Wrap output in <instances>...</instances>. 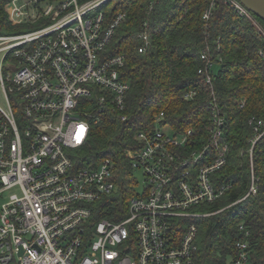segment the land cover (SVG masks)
Returning a JSON list of instances; mask_svg holds the SVG:
<instances>
[{
	"label": "built area",
	"instance_id": "obj_1",
	"mask_svg": "<svg viewBox=\"0 0 264 264\" xmlns=\"http://www.w3.org/2000/svg\"><path fill=\"white\" fill-rule=\"evenodd\" d=\"M108 1L4 4L13 25H39L0 34V54L8 62L6 71L0 66L8 104L0 106V195L10 191L0 205V264H193L199 250L197 221L218 213L220 209L207 207L232 188L217 184V171L229 162L228 113L214 91L215 63L206 49V65L199 69L212 90L205 141L193 142L194 129L180 132L162 124L161 112L155 130H140L139 146L127 149L133 173L144 174L146 183L142 192L134 186L128 215L119 221H92L93 204L118 191L115 163L102 158L96 165L80 166L77 151L89 139L92 121L107 110L125 111L131 88L123 79L126 54H104L127 17L122 11L106 24ZM225 2L253 20L264 35V27L244 4ZM212 9L213 4L204 19ZM148 26L145 20L140 52L151 45ZM195 94L187 91L184 97ZM249 124L251 182L243 199L259 189L253 154L264 135L263 118L252 116ZM236 248L229 264H253L248 239L238 241Z\"/></svg>",
	"mask_w": 264,
	"mask_h": 264
},
{
	"label": "trees",
	"instance_id": "obj_2",
	"mask_svg": "<svg viewBox=\"0 0 264 264\" xmlns=\"http://www.w3.org/2000/svg\"><path fill=\"white\" fill-rule=\"evenodd\" d=\"M6 1L0 0V34L39 25H13L4 11ZM150 1L109 0L104 6L106 24L115 14L127 13L104 54H126L123 79L130 82L131 88L125 111L107 110L99 120L92 121L90 137L77 151L80 166L96 165L102 158L115 163L119 189L93 204L92 221H119L128 215L137 180L127 149L139 146L136 136L140 130H155L161 112L165 113L162 124L180 132L194 129L193 142L205 141L212 114V90L199 69L206 65L203 50L209 49L215 63L213 88L228 113L226 139L230 142L229 162L217 171L216 178L217 184L230 183L232 188L207 209L235 204L197 221L199 250L193 264H229L237 255L236 243L244 239L250 242L253 264H264V135L253 154L259 189L243 199L251 182L248 149L253 127L249 118L264 119V35L253 20L240 15L225 0H155L151 11ZM212 4L211 15L204 19ZM254 17L264 27V20ZM145 20L151 45L140 52L139 33ZM191 90L196 91L194 98L184 97ZM243 100L246 102L242 107ZM94 111L95 107L90 110ZM123 115H127L125 120ZM246 231L250 232L248 237Z\"/></svg>",
	"mask_w": 264,
	"mask_h": 264
},
{
	"label": "rangeland",
	"instance_id": "obj_3",
	"mask_svg": "<svg viewBox=\"0 0 264 264\" xmlns=\"http://www.w3.org/2000/svg\"><path fill=\"white\" fill-rule=\"evenodd\" d=\"M26 30H30V29H26ZM2 64L5 66L4 69L6 71V67L8 65V62H3V53L0 54V66H2ZM216 67H218V66L216 65ZM0 106L2 108H7V106H8V104L6 102V97H5V93H4L3 87H1V83H0ZM135 174H136V178H137L138 183L135 182L133 184V186L135 185V189L138 190L139 192H142V190H143V188H144V186L146 184L145 183V176H144V174H141L140 172H136ZM118 189H119V187H118ZM9 194H10V191H6L5 194H3V195L1 194L0 195V205L2 204V202H4L6 200V198L8 197ZM233 204H235V203H233ZM233 204H231V205L229 204V205H227L225 207L218 208V209H220L219 211H222V210H224V209H226L228 207L233 206ZM215 214H217V213H215Z\"/></svg>",
	"mask_w": 264,
	"mask_h": 264
},
{
	"label": "water",
	"instance_id": "obj_4",
	"mask_svg": "<svg viewBox=\"0 0 264 264\" xmlns=\"http://www.w3.org/2000/svg\"><path fill=\"white\" fill-rule=\"evenodd\" d=\"M254 15L264 20V0H239Z\"/></svg>",
	"mask_w": 264,
	"mask_h": 264
}]
</instances>
